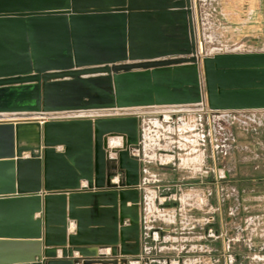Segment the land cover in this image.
Returning a JSON list of instances; mask_svg holds the SVG:
<instances>
[{
    "label": "water",
    "instance_id": "1",
    "mask_svg": "<svg viewBox=\"0 0 264 264\" xmlns=\"http://www.w3.org/2000/svg\"><path fill=\"white\" fill-rule=\"evenodd\" d=\"M194 13L193 0H0V264H127L139 253L134 109H264V51L201 53ZM93 110L118 114L58 116ZM32 116L37 144L26 146L19 124ZM59 143L65 154L53 155ZM75 152L69 177L51 182L52 158ZM101 197L110 229L85 237L75 207ZM13 245L18 257L6 258Z\"/></svg>",
    "mask_w": 264,
    "mask_h": 264
},
{
    "label": "crops",
    "instance_id": "2",
    "mask_svg": "<svg viewBox=\"0 0 264 264\" xmlns=\"http://www.w3.org/2000/svg\"><path fill=\"white\" fill-rule=\"evenodd\" d=\"M193 1L196 31L197 34H200L202 31V18L200 11L196 12V0ZM219 2L221 4L220 18L226 20L230 38L228 40H217L216 42L211 41V44L219 47L214 49L216 51L213 52L264 51V48L250 49L242 48L240 45L234 49H230L231 47L226 48V46L240 44V39L245 36L239 35L243 33L246 25L247 27L249 26L248 22H255L256 18L260 20L262 0H220ZM197 8L199 7L197 6ZM204 32L205 34L207 33L206 28ZM231 37H235L234 39L236 40H232ZM257 37L259 38L258 35H254L253 38ZM245 41L255 42V39L250 40L247 38ZM176 111L180 112V114L172 121L167 122L160 117V120L155 122L154 125L157 128L154 130L155 136L152 141L159 146L162 141L165 143L166 139L172 140L173 150L170 149L169 144H163L159 147L163 151V153H160L163 162L159 163L164 164L172 160V169L174 171L172 178L174 180L176 176H179V184L174 180V183L167 184L170 185L167 188L161 185L164 188L163 191L165 190L164 192H160L158 185L152 188L149 185V177H154L155 174H149L148 163L155 157L139 153L140 149L133 150L139 165L137 185L139 197L137 203L139 253L126 256L127 264H197L198 258H204V263L209 264L207 260L211 259L213 243L214 208L212 198L214 184L217 183L213 180V164H216L217 160L213 153V147H216V145L212 143V128L214 124L222 126L223 123H228L230 120H239L240 116L245 112L251 115H264V109L223 110L214 113L207 108L192 109L176 106L169 110L174 115ZM116 114L118 112L115 114L109 112L97 115L86 113L81 116H112ZM134 114H140V112H134ZM161 116L163 115L161 114ZM116 138L120 139L121 137ZM138 143H140L139 138ZM113 144L114 141H110V144L108 141L110 147H113ZM53 148V155L58 153L65 154V143L55 144ZM28 154L23 152V156H28ZM111 156H115V154L111 153ZM77 157H79L77 152L73 155L62 157L65 161H61L59 157H53L51 161V182L67 179L69 175H67L66 168L68 169L69 165L72 167ZM164 157L170 158L165 159ZM221 163L219 166L225 175L224 177L228 178L227 163ZM76 171L79 173L77 169ZM120 175L124 174H117L111 181L117 182ZM259 179L262 178L260 177ZM220 182L221 189H223L222 185L224 186L226 182L224 180H220ZM86 183V180H81L80 187L83 189L86 187ZM160 193L166 194L167 197L161 200ZM170 195L171 198L169 197ZM126 206H132V202L127 200ZM50 207V219H52V224L55 228L54 222L60 212V203L52 201ZM75 208L83 219V236L91 237L96 235L100 238L106 236L107 230L110 229L112 206L105 203L104 197L91 199V202L89 201L88 203L80 201ZM38 216L41 215L35 214V217ZM128 222V220L124 221L125 224ZM75 226V220H69L68 232H74ZM127 235L129 238L126 242L127 247L133 248L134 239L132 234ZM18 247V245H13L9 249L8 254L3 255L9 259L18 257L20 253ZM99 252L108 256L110 248H100ZM58 256H60V250H58ZM36 260L39 259L36 258Z\"/></svg>",
    "mask_w": 264,
    "mask_h": 264
},
{
    "label": "rangeland",
    "instance_id": "3",
    "mask_svg": "<svg viewBox=\"0 0 264 264\" xmlns=\"http://www.w3.org/2000/svg\"><path fill=\"white\" fill-rule=\"evenodd\" d=\"M219 1L196 0V12L200 11L202 18V33L198 34L201 53L213 52L216 51L214 49L219 48L211 44V41L216 42L230 38L226 20L220 18L221 4ZM247 24L249 26H245L244 34L240 33L241 35H239L245 36L240 39V44L226 46V48L234 49L239 45L242 48L250 49L264 48V0L261 2L260 20L256 18L255 22L250 21ZM205 28L207 29L206 34ZM254 35H258L259 38H253ZM234 38L232 40H236ZM247 38L255 39V42L245 41ZM176 106L139 109L140 114H135L139 122L138 138L142 144L141 146L138 143L136 149H140L139 153L155 157L148 163L149 174H155L154 177H149V185L152 188L158 185L160 192H164L163 189L170 186L167 185L168 183H174L172 178L174 171L172 160L164 164L159 163L163 162L160 155L163 151L159 147L169 144L171 150L174 148L171 145L173 144L171 139L170 141L166 139L165 143L162 141L159 146L153 143L154 130L157 128L154 124L160 120V117L167 122L177 118L180 112L176 111L174 115L169 110H165ZM263 117L264 115H251L245 112L239 120H230L228 123H223L222 126L214 124L212 128V143L216 145L213 147V153L217 160L216 164H213V180L217 183L214 184L212 198L214 208L213 243L211 259L207 260L209 264H264ZM148 130L150 131L148 132ZM111 141H114L113 146H117L120 144L121 138L120 141L118 139ZM164 158L169 159L170 157ZM221 162L227 163L228 178L224 177L219 166L222 164ZM260 177L262 179H259ZM224 179L227 181L221 189L220 180ZM159 196L161 200L167 197L162 193ZM169 197L171 198V195ZM204 262V258H198L197 264H205Z\"/></svg>",
    "mask_w": 264,
    "mask_h": 264
},
{
    "label": "bare ground",
    "instance_id": "4",
    "mask_svg": "<svg viewBox=\"0 0 264 264\" xmlns=\"http://www.w3.org/2000/svg\"><path fill=\"white\" fill-rule=\"evenodd\" d=\"M158 107V106H157ZM134 112H141L140 110L142 109H134ZM160 110V109H159ZM170 110V109H169ZM163 111V110H162ZM111 112L110 110H97V111H88V112H67L64 114H60L58 116H62V117H73V116H81L82 114H91V115H97V114H102V113H109ZM116 112H118L116 110ZM33 118H40V117H35L32 116L30 119H25L24 121H22V124H19V140L20 143H23L26 146H34L35 144H37V125L32 123V119ZM110 139H108L109 144L111 140H116L118 139L120 141L119 138L116 137H109Z\"/></svg>",
    "mask_w": 264,
    "mask_h": 264
},
{
    "label": "flooded vegetation",
    "instance_id": "5",
    "mask_svg": "<svg viewBox=\"0 0 264 264\" xmlns=\"http://www.w3.org/2000/svg\"><path fill=\"white\" fill-rule=\"evenodd\" d=\"M117 174H121L120 172H118ZM122 176L120 175L118 178H121ZM175 181H176V183H178L179 184V182H180V178H179V176H176L175 177V179H174ZM224 182H226V180L224 179Z\"/></svg>",
    "mask_w": 264,
    "mask_h": 264
}]
</instances>
